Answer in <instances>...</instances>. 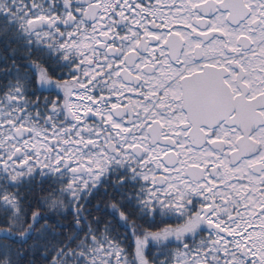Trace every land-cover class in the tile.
Wrapping results in <instances>:
<instances>
[{
  "label": "snow or ice",
  "instance_id": "6c2138e0",
  "mask_svg": "<svg viewBox=\"0 0 264 264\" xmlns=\"http://www.w3.org/2000/svg\"><path fill=\"white\" fill-rule=\"evenodd\" d=\"M0 264H264V0H0Z\"/></svg>",
  "mask_w": 264,
  "mask_h": 264
}]
</instances>
